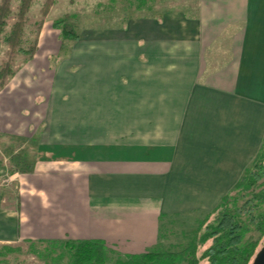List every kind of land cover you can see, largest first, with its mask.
Here are the masks:
<instances>
[{
    "label": "crops",
    "instance_id": "crops-1",
    "mask_svg": "<svg viewBox=\"0 0 264 264\" xmlns=\"http://www.w3.org/2000/svg\"><path fill=\"white\" fill-rule=\"evenodd\" d=\"M191 6L150 17L144 45L129 27L97 53L83 43L55 65L47 56L52 74L40 81L48 93L34 128L74 113L59 106L78 96L89 132L70 148L44 136L34 155L25 147L29 167L0 185L1 243L100 239L138 254L158 242L165 217L211 212L230 191L264 139V0ZM45 33L37 61L51 46L42 47Z\"/></svg>",
    "mask_w": 264,
    "mask_h": 264
},
{
    "label": "rangeland",
    "instance_id": "rangeland-1",
    "mask_svg": "<svg viewBox=\"0 0 264 264\" xmlns=\"http://www.w3.org/2000/svg\"><path fill=\"white\" fill-rule=\"evenodd\" d=\"M44 1H32L25 15V24L19 46L11 47L5 42V36L16 19L14 13L5 18L6 25L0 36V70L5 62H9L13 71V74L6 75L3 80H0L1 186L12 185L18 181L19 172L29 167V163L24 159L25 147L28 152H31L30 155H34L38 144H40L41 136L54 139L64 138L67 142H70L68 146L70 148L71 143L82 141L83 127L87 128L84 132H89V119L84 120V117H88V115H83V99L78 96L62 99L61 106L57 104L62 111H65L66 108H74V113L70 111L65 115L49 114L50 119H47V124L42 123L37 129L34 128V125L43 120L44 115L42 112L46 105L45 96L48 93V81L42 85H40V81L50 77L52 65L57 64L63 57L70 55L73 47L80 48L78 52H81L83 51V43L86 46L94 44V52L97 53L99 52V42L113 41L116 33L122 34L125 38L130 34V32L128 33L130 31L129 27H136L141 32L142 27H150V17H160L168 10L186 8L193 4V0H54L48 12L43 15L41 9ZM18 4L19 0H9L11 12H16ZM56 21H60V28L54 27ZM65 24L77 35L76 39L65 38L62 35L61 26ZM44 29L46 35L42 47L46 43H51V46L45 47L43 54H37V57L40 58L39 61L35 60V55L33 59H30L29 54L18 51L19 48L27 50L31 46L41 44ZM141 33L134 38L139 42V46L144 45L146 41L142 37L144 32ZM59 46L60 50H58ZM36 51L38 52V50ZM37 52H34V54ZM47 56L52 64L51 66L47 64ZM140 58L142 57L140 56ZM74 68L81 70L79 65L74 66ZM82 83V76L78 74L75 89H82ZM93 117L94 115H91L90 119L93 120ZM57 121L62 126L56 125ZM71 123L75 125L72 129L73 133H69V130L64 129V125L71 126L73 125ZM260 147V155L256 154L242 175L246 170L254 175L262 171L264 139ZM257 156H260V161H258L260 167H256L254 164L255 160L258 159ZM248 173L246 183H249ZM263 188L264 174L245 187L244 183L243 186L241 185L235 190L232 187L220 198L218 204L224 198L223 203H227L225 207L228 209H233L235 206L245 207L246 210L253 209V205L257 203V200L253 201L252 196L262 191ZM213 209L211 212L191 211L178 216L165 217L160 226L158 242L151 250L179 251L185 248L194 236V231L199 224L202 231L206 224L212 223ZM259 212H264V205H260L258 209L251 211L253 215H257ZM239 220L243 226L249 228L243 235L242 244L248 240H257L259 247L264 243V234L254 230V227L249 224L248 216L242 215ZM209 243L210 241H207L204 245L198 247V252H202ZM110 249L114 253L109 254L105 264H114V259L117 256L115 250ZM120 254L119 256L125 255ZM68 261L69 254L62 243L50 241L41 243L26 241L0 242V264H67Z\"/></svg>",
    "mask_w": 264,
    "mask_h": 264
},
{
    "label": "trees",
    "instance_id": "trees-1",
    "mask_svg": "<svg viewBox=\"0 0 264 264\" xmlns=\"http://www.w3.org/2000/svg\"><path fill=\"white\" fill-rule=\"evenodd\" d=\"M32 1L19 0L16 12H11L9 0L0 1V36L6 25L5 18L10 16L11 13L16 15L15 21L11 24L5 36V42L11 47L21 44L25 15ZM53 3L54 0H45L41 13L45 15ZM59 26L60 21H56L54 27ZM61 33L65 38H77V35L66 24L61 26ZM36 50L37 44L29 47L27 50L18 49L19 52L29 54L30 59L33 58ZM11 74H13V71L10 63L5 62L0 70V80H3L6 75ZM259 152L261 153V147L257 151L258 155H260ZM257 157L254 164L256 167H260L258 164L260 156ZM261 167L262 171L256 175L250 174L246 170L242 177L233 185V189L235 190L241 185L243 186V183L245 187L257 180L260 175L264 174V164ZM247 173L249 174V183H246ZM252 197L253 201L257 200V203L253 205V209L256 210L260 205H264V188ZM223 201L213 209L212 223L206 224L202 231L199 224L194 231V236L185 248L179 251L147 250L138 254H125L122 256H119L121 254L115 251L117 256L114 259V264H251L262 244L258 247L257 240H248L242 244L243 235L249 228L241 224L239 217L242 215L248 216L249 224L254 227V230L264 234V212L253 215L251 213L252 208L246 210L245 207L240 208L235 206L233 209H228L225 207L227 203H223ZM207 241H210L209 245L199 253L198 247H201ZM62 244L69 254L67 264H105L109 258V254L114 253L100 239L67 240L62 242Z\"/></svg>",
    "mask_w": 264,
    "mask_h": 264
},
{
    "label": "water",
    "instance_id": "water-1",
    "mask_svg": "<svg viewBox=\"0 0 264 264\" xmlns=\"http://www.w3.org/2000/svg\"><path fill=\"white\" fill-rule=\"evenodd\" d=\"M251 264H264V243L255 254Z\"/></svg>",
    "mask_w": 264,
    "mask_h": 264
}]
</instances>
